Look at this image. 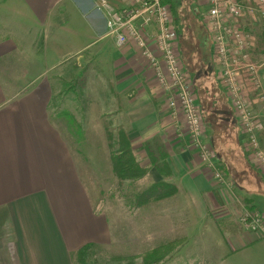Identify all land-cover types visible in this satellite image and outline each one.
Returning <instances> with one entry per match:
<instances>
[{
  "label": "crops",
  "instance_id": "0c3cea01",
  "mask_svg": "<svg viewBox=\"0 0 264 264\" xmlns=\"http://www.w3.org/2000/svg\"><path fill=\"white\" fill-rule=\"evenodd\" d=\"M108 1L113 11L133 4V0ZM206 2L196 0L188 22L193 26L201 21L206 29L212 78L217 81L214 95L206 87L200 93L208 114L204 138L228 184H218L211 176L201 156L191 150L186 133V146H179L168 139L170 131L160 137L163 151L157 157L160 163L166 158L170 177L156 168L152 177L179 188L174 199L184 204L182 229L188 225L189 229L176 249L181 248L182 256L190 251L191 264H264V236L240 224L245 212H264V172L244 152L242 129L213 67L212 39L202 18ZM156 32L155 25L145 32L152 48ZM183 45L178 40L179 52ZM82 63L110 66L113 89L124 108L143 102L154 108L158 130L148 129L144 137L164 130L166 118L141 83L147 61L135 45L118 44L97 0H0V264H77L79 249L110 238L105 219L85 194L69 134L53 118L62 80L56 76L70 74L71 64L81 70ZM254 108L264 127V103ZM126 116L134 122L130 109ZM178 117L183 128V117ZM201 249L208 259L195 261L193 251Z\"/></svg>",
  "mask_w": 264,
  "mask_h": 264
},
{
  "label": "rangeland",
  "instance_id": "374dc122",
  "mask_svg": "<svg viewBox=\"0 0 264 264\" xmlns=\"http://www.w3.org/2000/svg\"><path fill=\"white\" fill-rule=\"evenodd\" d=\"M190 5L197 6L196 0H192ZM201 5L203 6L202 1ZM182 15L187 19L192 16L189 12L185 13V10ZM200 22L194 23L192 28L184 29L182 39L184 45L181 47V56L180 54L179 56L183 69L191 78L194 96L204 122L208 114L204 109L205 105L200 93L204 94L205 89L208 88V92L214 95L217 77L214 79L212 76L203 77L204 81L198 77L201 63L207 66L208 48V41L204 34L206 29L204 30ZM242 23L258 40L264 21L253 23L249 18ZM256 50L257 48L253 52V58L255 60L264 58V55H258ZM139 60L142 62L141 58ZM184 61L192 66H189L188 71L183 65ZM72 64L70 74L67 72V74L56 76L62 77V80L59 82L58 93L53 104V118L58 128L65 134H69L73 153L80 160L76 168L80 174V181L85 185V194L90 198L96 214L105 219L110 232L108 242L92 248L87 258L88 264H148L145 258L153 249L187 238L189 225L184 230L181 223V218H185L186 211L184 204L180 203L178 198L172 197L146 207L135 205L139 193L148 189L152 183H158L153 181L152 176H156L157 173L152 162L163 151L160 137L170 131L172 134V137L168 138L170 141L179 146H186V133L187 142L189 141L184 118L180 123L183 124L184 129L178 125L180 122L178 116L183 117V115L180 113L176 116L173 113L168 100H165L157 84L150 65L147 64L148 67L144 65V72L140 75L143 81L141 83L148 88L161 116L166 118L164 130H159L150 138H146L144 132H148V129H156L153 124L154 108L146 102L135 107L124 108L121 105L122 100L114 92V76L110 73V66L99 68L94 63H82L79 70ZM218 80L221 83L219 76ZM223 91L226 92L225 89ZM216 95L219 94L216 93ZM247 95L254 100V94L250 91H247ZM125 99H127L126 96ZM217 100L221 99L217 97ZM254 106L253 104V111ZM129 109L134 113V122H130L126 116V111ZM122 129L127 135L131 134L132 141L129 135L128 137L135 148L137 158L141 166L149 169V174L140 179H128L120 184L113 171L112 154L118 148V132ZM160 164L158 161L157 165ZM260 213L264 215L263 211ZM180 250L181 248L176 249L166 260L158 264H191L190 251H186L188 256H182ZM193 254L195 261L208 259L206 252L202 249L193 251Z\"/></svg>",
  "mask_w": 264,
  "mask_h": 264
},
{
  "label": "built area",
  "instance_id": "2783aa9c",
  "mask_svg": "<svg viewBox=\"0 0 264 264\" xmlns=\"http://www.w3.org/2000/svg\"><path fill=\"white\" fill-rule=\"evenodd\" d=\"M100 10L107 13L110 32L118 44H133L153 70L164 90L169 107L177 116L183 115L188 129V144L201 156L218 184H228L217 158L204 138V122L194 96L190 76L180 62L178 37L173 16L163 0H133L120 10H109L108 0H97ZM202 15L212 39L213 66L226 90L233 112L242 129L244 148L252 161L264 172V127L258 122L253 104L264 103V59L255 60L257 38L242 21H264V0H207ZM155 25V48L145 32ZM254 94V100L247 95ZM240 224L246 231L264 236V215L245 212Z\"/></svg>",
  "mask_w": 264,
  "mask_h": 264
},
{
  "label": "trees",
  "instance_id": "16d2710c",
  "mask_svg": "<svg viewBox=\"0 0 264 264\" xmlns=\"http://www.w3.org/2000/svg\"><path fill=\"white\" fill-rule=\"evenodd\" d=\"M192 0H180L178 4H175L171 0H163V3L167 5L170 9V12L174 19V24L176 28V35L178 37L179 42H182L184 37V29L192 28V24L188 22V19L183 15L182 12L185 10V13H190V3ZM190 28V29H191ZM183 44V42H182ZM183 47V46H182ZM192 48V47H190ZM257 54L264 55V27L261 33L258 36L257 42ZM181 56V52H179ZM212 58L211 55L207 53V66L201 63V70L198 73V77L202 78L204 73L206 75L212 76L211 67H212ZM184 67L188 71L189 66L184 61ZM210 69V70H209ZM191 72V71H190ZM110 140L112 137L110 136ZM118 148L112 154V163H113V171L114 174L118 177L120 184H122L126 180H134L146 177L149 174V169L141 166L132 146V143L127 135V133L122 129L118 132ZM165 159H162L161 164L158 166L157 159H153V166L161 173L164 177H170V173H166L168 169V165L165 162ZM180 193L179 188L174 183H169L165 180L160 181L158 183H152L148 189L142 191L138 194L136 200V207H146L153 205L155 203H160L165 200H168L172 197L177 196ZM247 205V202L244 201ZM251 209V208H250ZM184 243V240H179L176 242H170L166 245L159 246L153 249L148 255H146L145 261L148 264H158L161 261L166 260L170 254H173L176 250V247H179ZM95 245L88 244L83 248L79 249L77 254L75 255V261L79 264H88V259L92 248Z\"/></svg>",
  "mask_w": 264,
  "mask_h": 264
}]
</instances>
